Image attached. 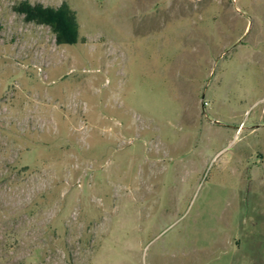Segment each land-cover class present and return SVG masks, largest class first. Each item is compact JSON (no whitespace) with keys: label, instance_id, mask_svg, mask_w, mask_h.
<instances>
[{"label":"rangeland","instance_id":"374dc122","mask_svg":"<svg viewBox=\"0 0 264 264\" xmlns=\"http://www.w3.org/2000/svg\"><path fill=\"white\" fill-rule=\"evenodd\" d=\"M0 264H264V0H0Z\"/></svg>","mask_w":264,"mask_h":264},{"label":"trees","instance_id":"16d2710c","mask_svg":"<svg viewBox=\"0 0 264 264\" xmlns=\"http://www.w3.org/2000/svg\"><path fill=\"white\" fill-rule=\"evenodd\" d=\"M28 20L50 26L57 34L58 41L63 44H75L78 40V24L75 13L63 4L57 9L44 8L41 5L20 8Z\"/></svg>","mask_w":264,"mask_h":264}]
</instances>
